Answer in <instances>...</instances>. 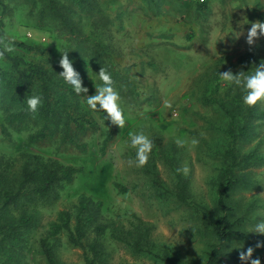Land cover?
Returning <instances> with one entry per match:
<instances>
[{
  "label": "rangeland",
  "instance_id": "rangeland-1",
  "mask_svg": "<svg viewBox=\"0 0 264 264\" xmlns=\"http://www.w3.org/2000/svg\"><path fill=\"white\" fill-rule=\"evenodd\" d=\"M59 2L69 5V0H56ZM50 4L49 0H0V32L4 29L10 39L45 47L46 54L58 65L67 54L72 63L79 65L73 67L88 89L82 93L83 103L87 95L96 93L92 77L102 67L110 73L116 71L111 74L113 87L120 92L126 122L123 128L113 124L114 137L105 147L103 141L109 127L98 115L97 130L89 129L80 140L86 145L83 147L62 145L60 140L33 145L27 138L33 131L28 129L11 128L12 134L7 138L0 134V152L10 158L15 172L28 153L84 170L73 182L58 186L57 198L34 207L37 223L26 233L24 246L16 253L18 262L49 264L41 251L40 239L49 235L50 226L58 221L61 212L74 217L80 198L86 195L98 212L97 220L88 229L86 244L96 239V225L105 227L100 237L105 257L97 264H168L147 252H136L130 244L134 241L163 259L205 264L206 252L215 239L208 231L207 220L179 200L177 183L180 178L188 180L190 197L210 207L214 219L221 214L213 180L219 172L217 166L226 164L217 151V143L227 139L217 129L221 111L204 104L202 95L207 92V80L214 76L215 68L239 74L264 62V44L237 51L242 57L237 65L204 64V59L180 51L186 43L178 42L177 47L170 44V26L164 24L165 14L169 15L161 12L164 6L178 15L196 13L189 4L182 6L167 0H86L71 8L72 30L56 18L39 20V13L48 10ZM100 83L97 78L96 84ZM165 101L171 106L165 107ZM257 104L264 108V102ZM255 123L256 137L245 143L242 151L259 145L264 154V117ZM140 131L152 139L154 147L148 163L136 167L129 163L135 157V150L129 146V133ZM176 138L185 144L178 146ZM193 140L197 143L193 144ZM154 165L168 192L152 184L148 169ZM184 166L188 173H177L176 169ZM237 175L245 177V184L234 191L228 203L234 208L233 218L244 217L242 228L250 240L238 238L229 242L223 250L222 264H242L240 253L249 247L254 249L252 259L264 264V247H257L264 243V234L252 231L256 223L264 221V165L248 167ZM74 223L72 219V226ZM53 242L60 264H87L84 249L70 243L66 230L53 237Z\"/></svg>",
  "mask_w": 264,
  "mask_h": 264
},
{
  "label": "trees",
  "instance_id": "trees-1",
  "mask_svg": "<svg viewBox=\"0 0 264 264\" xmlns=\"http://www.w3.org/2000/svg\"><path fill=\"white\" fill-rule=\"evenodd\" d=\"M49 1L51 4L48 10L39 13V20L44 22L49 17L56 18L72 30L71 8L81 6L86 0H69L68 6L56 3V0ZM203 6L206 5L200 4L199 7ZM8 42L13 44L14 50L5 52L0 58V134L7 138L12 134L11 128L21 131L28 129L33 131L27 136L28 142L33 145L60 140L62 145L83 147L86 145L80 140L89 129L97 130L99 124L95 117L98 115L109 127V133L103 141L105 147L114 137V125L106 119L103 111L90 110L83 103V94L77 95L64 82L59 74L63 69L49 58L47 49L10 39L2 29L0 51ZM224 72L227 71L220 67L214 69V76L210 81L207 80V92L202 95L204 104L213 105L221 111L222 119L217 129L227 139L217 143V151L226 164L217 166L219 172L213 180L217 207L221 209V214L214 219L210 207L190 197L188 180L180 178L177 183L179 200L207 220L208 231L215 239L206 252L205 264H222L223 250L232 240H250L242 228L244 217L233 218L234 208L228 202L234 191L245 184V177L237 175L238 172L251 166L264 165V154L259 145L248 152L242 151L244 144L256 137L255 120L264 117V108L258 104L245 105L242 101L243 90L221 79L220 73ZM33 95L42 97V104L35 113L28 110L26 103V97ZM26 156L20 170L15 172L13 162L0 152V264H20L16 253L23 248L26 233L32 231L37 223L34 207L57 198L58 186L73 182L84 171L83 168L57 159H45L39 154L28 153ZM148 172L155 187L169 191L156 165L148 169ZM97 213L86 195L80 198L74 217L66 211L60 213L58 221L50 226L49 235L40 239L41 251L49 264H60L55 255L53 237L62 230L69 233L70 243L84 249L87 264H97L105 257L100 247V237L105 233L103 225H96L94 242L88 245L85 242L89 227L97 220ZM72 219L75 220L74 226ZM130 244L136 252H147L168 264H179L161 258L150 249L145 250L139 241Z\"/></svg>",
  "mask_w": 264,
  "mask_h": 264
},
{
  "label": "crops",
  "instance_id": "crops-1",
  "mask_svg": "<svg viewBox=\"0 0 264 264\" xmlns=\"http://www.w3.org/2000/svg\"><path fill=\"white\" fill-rule=\"evenodd\" d=\"M167 1L182 6L189 4L196 12L178 15L170 13L169 6H164V10L161 11L164 14L169 13L165 14L164 24L166 27L170 26L168 29L170 44L176 46L178 42L186 43L184 49L181 48L180 51L204 59V64L237 65L242 58L241 52L238 55L237 51L253 50L264 44V36L257 38L253 45L247 43V32L251 23L264 21V0H212L203 4L206 6L202 8L199 7L200 4L191 0ZM204 11L206 13H202ZM245 19L249 23L244 24ZM190 43L192 45L189 46Z\"/></svg>",
  "mask_w": 264,
  "mask_h": 264
},
{
  "label": "clouds",
  "instance_id": "clouds-1",
  "mask_svg": "<svg viewBox=\"0 0 264 264\" xmlns=\"http://www.w3.org/2000/svg\"><path fill=\"white\" fill-rule=\"evenodd\" d=\"M244 24L249 23L246 19ZM264 36V21H257L251 23V27L247 32V43L253 45L257 38ZM14 46L11 42L3 45V50L0 51V58L4 56L5 52H12ZM60 66L63 69L60 72V76L64 82L70 85L73 91L79 95L81 93H87L88 89L83 86V81L80 74L73 67V63L69 60L67 54H64L60 60ZM221 79L227 81L236 88L242 89L244 95L242 101L247 106H254L258 102H264V62L257 67H254L251 71L241 72L239 74H233L231 71L220 73ZM99 79L100 84H96V79ZM95 81L96 93L94 95H87L85 104L92 111H103L106 113V119L111 121L112 124L118 125L123 128L126 122L125 112L122 107V98L120 92L113 87V79L110 72L105 68H101L99 73H96L95 77H92ZM26 103L28 110L35 113L39 106L42 104V97L39 95H33L26 97ZM171 104L165 101V107H170ZM130 148L135 150L134 160H130L129 163H134L136 167L145 166L150 158V154L153 151V141L143 131L129 133ZM176 144L182 147L185 141L181 138H176ZM193 144L197 141L193 140ZM177 173L187 174L189 169L187 166L176 169ZM260 234H264V221H260L255 224L254 229ZM257 247H264V243L257 244ZM254 249L249 247L246 251H241L240 260L242 264H261L260 259H252Z\"/></svg>",
  "mask_w": 264,
  "mask_h": 264
},
{
  "label": "built area",
  "instance_id": "built-area-1",
  "mask_svg": "<svg viewBox=\"0 0 264 264\" xmlns=\"http://www.w3.org/2000/svg\"><path fill=\"white\" fill-rule=\"evenodd\" d=\"M191 1L196 3V4H207L212 0H191Z\"/></svg>",
  "mask_w": 264,
  "mask_h": 264
}]
</instances>
